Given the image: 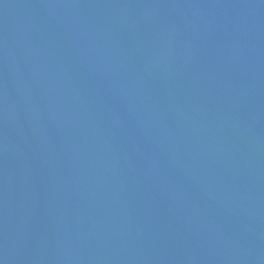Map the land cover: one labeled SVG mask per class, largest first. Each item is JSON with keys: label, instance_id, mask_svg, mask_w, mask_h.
I'll return each mask as SVG.
<instances>
[{"label": "water", "instance_id": "1", "mask_svg": "<svg viewBox=\"0 0 264 264\" xmlns=\"http://www.w3.org/2000/svg\"><path fill=\"white\" fill-rule=\"evenodd\" d=\"M0 264H264V0H0Z\"/></svg>", "mask_w": 264, "mask_h": 264}]
</instances>
